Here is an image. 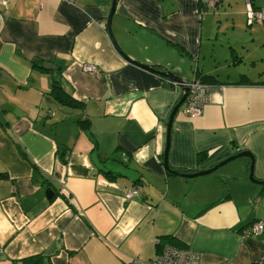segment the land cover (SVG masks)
Masks as SVG:
<instances>
[{
	"label": "crops",
	"instance_id": "obj_1",
	"mask_svg": "<svg viewBox=\"0 0 264 264\" xmlns=\"http://www.w3.org/2000/svg\"><path fill=\"white\" fill-rule=\"evenodd\" d=\"M244 1L216 0L220 9L201 15L197 0L116 1L111 30L126 55L188 82L196 71L215 78L200 114L181 105L172 119V170L246 150L264 181V70L239 68L264 59V24L246 25ZM111 2L0 8V264H130L165 244L195 251L198 264H264V230L249 231L264 223V185L248 178L249 159L191 178L165 171L181 88L119 53L106 27ZM51 79L79 106L55 102ZM133 185L140 193L126 199Z\"/></svg>",
	"mask_w": 264,
	"mask_h": 264
},
{
	"label": "built area",
	"instance_id": "obj_2",
	"mask_svg": "<svg viewBox=\"0 0 264 264\" xmlns=\"http://www.w3.org/2000/svg\"><path fill=\"white\" fill-rule=\"evenodd\" d=\"M8 0H0V8H6ZM198 13L201 15L206 11L208 7H213L216 4V0H197ZM246 20L247 24L251 25L254 21H264V10L254 9L252 5L246 0ZM199 4L201 5L199 8ZM4 26V12L0 9V32ZM81 69L84 72L99 73V69L90 63H83ZM188 94L185 98V104L183 111L187 115L196 116L200 114L203 104L208 98L210 90V84L204 83L194 77L187 85ZM140 187L138 185L131 186L125 190L124 197L130 199L139 195ZM264 230V223L253 222L250 225L249 231L252 233H259ZM130 264H198V254L184 247H177L171 244H165L162 252L150 259L141 260L134 259Z\"/></svg>",
	"mask_w": 264,
	"mask_h": 264
},
{
	"label": "water",
	"instance_id": "obj_3",
	"mask_svg": "<svg viewBox=\"0 0 264 264\" xmlns=\"http://www.w3.org/2000/svg\"><path fill=\"white\" fill-rule=\"evenodd\" d=\"M116 1L117 0H112L111 2V9H110V13L107 17V21H106V27H107V31L112 39L113 45L115 46V48L119 51V53L129 62L134 63L136 65L141 66L142 68L151 71L161 77H164L166 79L175 81L177 84H179L181 86V97L178 99V101L175 103V105L173 106L170 114H169V118L168 121L166 123V144H165V149L163 152V167L165 169V171H167L168 173L174 174V175H178L181 177H196V176H200V175H205L208 173H211L213 171H215L217 168H219L220 166L228 163L229 161L238 158V157H247L250 161L249 164V173H248V178L250 179V181L260 184V185H264V181H259L256 180L253 176V156L250 153V151H240L226 159H224L223 161L217 163L216 165L205 169V170H201V171H195V172H190V173H182L179 171H175L172 170L169 166H168V162H167V154H168V148H169V140H170V127L172 124V119L175 115V113L177 112V110L179 109V107L182 105V103L184 102L187 93H188V89L187 86L185 85L187 83V81L179 76H177L176 74H174L172 71H170L169 69H156L154 68L152 65H146V64H142L138 61H136L135 59L130 58L128 55H126L123 50L120 48V46L118 45L116 39L114 38L113 34H112V30H111V19H112V15L114 12V8L116 5ZM46 195L48 198H50L53 195V192L50 189L46 190Z\"/></svg>",
	"mask_w": 264,
	"mask_h": 264
},
{
	"label": "trees",
	"instance_id": "obj_4",
	"mask_svg": "<svg viewBox=\"0 0 264 264\" xmlns=\"http://www.w3.org/2000/svg\"><path fill=\"white\" fill-rule=\"evenodd\" d=\"M249 3L252 5V7L254 9H259L257 8L254 3H255V0H248ZM199 6H201L199 4ZM200 8V7H199ZM262 23H264V21H261ZM195 77L197 79H199L200 81L204 82V83H213L212 81L214 80L215 81V78L212 76V75H207V74H202L198 71L195 72ZM49 94H50V97L55 101L57 102L59 105H62V106H79V104H77V102L72 99L69 95H67L61 85L54 79H51L50 81V91H49ZM82 125H84V127H86L87 125H85L84 123H82ZM202 155L198 154V159L201 158ZM64 161V159H63ZM115 173V172H114ZM110 169L108 170H105L104 171V174L106 177L108 178H113L115 176H112L110 174H114ZM171 241V240H170ZM20 264H48L46 263L42 256H33V257H30L28 259H25L23 260Z\"/></svg>",
	"mask_w": 264,
	"mask_h": 264
},
{
	"label": "rangeland",
	"instance_id": "obj_5",
	"mask_svg": "<svg viewBox=\"0 0 264 264\" xmlns=\"http://www.w3.org/2000/svg\"><path fill=\"white\" fill-rule=\"evenodd\" d=\"M242 3H244V5H245V1L244 0H242ZM255 3H258L260 6H261V8H264V0H255ZM241 6H242V4H236L235 2L232 4V9H240L241 8ZM260 8V9H261ZM220 9V5H219V3L215 6V7H208L207 9H206V13H210V12H212V11H216V10H219ZM261 10H264V9H261ZM204 13V12H203ZM246 22V21H245ZM260 24H264V23H260V21H254V22H252V24L251 25H260ZM246 25H247V23H246ZM249 26V25H248ZM259 38H261L260 40H261V45L258 47V49H257V52H258V54H261V56H262V58H264V36H261V37H259ZM209 57L208 56H206L205 57V59L204 60H206V59H208ZM253 64L254 65H252L251 64V61L249 60V59H247L246 60V64H243V65H241V66H239V68L240 69H246V68H248V69H250V70H252V71H254L255 69H261V70H264V59H262V60H256V61H254L253 62ZM244 66V67H243ZM231 80V79H230Z\"/></svg>",
	"mask_w": 264,
	"mask_h": 264
},
{
	"label": "flooded vegetation",
	"instance_id": "obj_6",
	"mask_svg": "<svg viewBox=\"0 0 264 264\" xmlns=\"http://www.w3.org/2000/svg\"><path fill=\"white\" fill-rule=\"evenodd\" d=\"M167 81L169 82V83H171V84H173V85H175V87L178 85L175 81H172V80H169V79H167ZM190 82V81H189ZM188 81H187V83H189ZM188 94V93H187ZM185 104V100H184V102L182 103V105H184ZM173 108V107H172ZM172 110V109H171Z\"/></svg>",
	"mask_w": 264,
	"mask_h": 264
},
{
	"label": "bare ground",
	"instance_id": "obj_7",
	"mask_svg": "<svg viewBox=\"0 0 264 264\" xmlns=\"http://www.w3.org/2000/svg\"><path fill=\"white\" fill-rule=\"evenodd\" d=\"M5 8L3 7V10H4ZM188 83H186L185 85H187ZM179 88H181V86L178 84L177 85ZM187 97V96H186ZM134 186V185H133ZM150 260V259H149Z\"/></svg>",
	"mask_w": 264,
	"mask_h": 264
}]
</instances>
